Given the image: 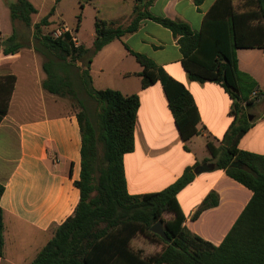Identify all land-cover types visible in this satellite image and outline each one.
I'll use <instances>...</instances> for the list:
<instances>
[{"label": "trees", "instance_id": "16d2710c", "mask_svg": "<svg viewBox=\"0 0 264 264\" xmlns=\"http://www.w3.org/2000/svg\"><path fill=\"white\" fill-rule=\"evenodd\" d=\"M152 1L136 0V15L128 25L97 17L90 49L76 45L70 33L60 38L44 34L43 28L52 25L50 18L55 7L33 24V15L38 11L29 0L8 3L13 33L6 39L0 38L3 53L14 55L31 47L21 42L17 22L33 27L32 47L45 58L43 88L50 94L74 100L82 137L81 175L75 182L80 192L79 204L73 215L55 229L54 237L31 264H264V156L239 148L257 119L249 120L255 108L254 100L264 99V91L249 74L240 70L238 58L239 50H264V0H218L206 14L198 33L186 22L152 15L148 11ZM193 1L199 6L204 0ZM235 1L241 2L239 6ZM146 19L162 25L178 38L182 66L191 81L215 83L225 90L232 100L233 122L219 146L208 141L211 159L187 167L180 178L162 191L131 195L124 156L135 150L140 98L125 96L115 89H95L90 72L100 51L113 41L137 32L140 22ZM81 23L82 14L77 17L75 31H79ZM126 48L143 68L137 74L142 88L162 84L182 140L187 142L198 136L201 118L186 86L152 59ZM16 82L15 75L0 77V124L8 114ZM80 90L96 104L95 110L81 100ZM245 92L256 93V97L245 98ZM209 163L253 193L219 246L186 228V215L178 201L179 193L196 179V171L205 172V164ZM4 193L5 186L0 184V202ZM218 204V194L211 192L192 219ZM165 214L171 218L165 220ZM159 221L163 222L171 243L151 231ZM4 230V211L0 205V258L4 256ZM138 235L162 242V251L143 256L131 245Z\"/></svg>", "mask_w": 264, "mask_h": 264}, {"label": "crops", "instance_id": "0c3cea01", "mask_svg": "<svg viewBox=\"0 0 264 264\" xmlns=\"http://www.w3.org/2000/svg\"><path fill=\"white\" fill-rule=\"evenodd\" d=\"M3 1L9 10L8 3L15 0ZM29 1L38 11L33 18H43L55 7L51 26H67L72 34L78 15L83 16L88 7L93 8L95 19L128 25L136 15L137 6L136 0H76L72 7L76 23L71 25L64 17L67 5L62 6L66 0ZM217 1L204 0L197 6L193 0H153L148 11L156 17L186 22L198 33ZM81 29L82 23L78 32L74 30L77 37ZM12 33V22L9 32H3L0 26V38L6 39ZM77 44L90 49L80 40ZM126 47L152 59L186 86L201 118L198 136L187 142L182 140L162 84L142 88L137 74L143 68ZM238 58L240 70L249 74L264 91V50H239ZM90 74L97 90L110 88L125 96L140 98L135 150L124 156L127 189L131 195L162 191L180 178L187 167L211 159L208 141L219 146L233 122L230 96L218 84L191 81L182 66L178 38L153 20L141 21L137 32L113 41L100 51L93 59ZM7 75H15L17 82L8 114L0 124V184L5 186L0 202L5 228L4 256L0 264H31L54 237L55 229L73 215L79 204L80 192L75 182L81 175L82 137L76 112L58 96L44 90L43 61L33 47L6 56L0 43V77ZM261 116L240 141L239 148L264 156V118ZM209 165L205 164L206 171L199 173L179 193L178 201L186 215V228L219 246L253 193L224 171L208 168ZM211 192L218 194L219 204L193 220L192 216Z\"/></svg>", "mask_w": 264, "mask_h": 264}, {"label": "rangeland", "instance_id": "374dc122", "mask_svg": "<svg viewBox=\"0 0 264 264\" xmlns=\"http://www.w3.org/2000/svg\"><path fill=\"white\" fill-rule=\"evenodd\" d=\"M6 1L11 2L13 0H6ZM76 3H77L76 0H66L64 1L63 6H62V7H65L67 5V7L64 9V17L66 21L71 25H74L76 23L74 10L72 9V7L76 5ZM240 3H241L240 1H235V5L237 4V6H239ZM41 19L42 18L40 17H34L33 24L40 22ZM53 20L56 21L57 18L54 17ZM94 22H95V15H94L93 8L88 7L86 11L84 12V15L82 16V29L78 37L76 33L74 32L75 29H73V34L77 38V43L80 40V42L85 43L88 47L92 48L93 36L95 33ZM0 26L3 32H9L11 30L10 12L5 7V2L3 0H0ZM57 28L58 26H55V25L50 26V27H44L43 28L44 34H49L53 36L54 31ZM17 32L21 36V42L23 44L30 45L31 47L34 45L33 27H26L21 22H17ZM38 55L44 63L45 58L39 53ZM78 93H79V97L81 98V100L87 103L88 107H90L92 110H95L96 104L90 100V98L85 94V92L80 90ZM250 95L251 94L248 92L244 93L245 98H250ZM58 99L64 102L67 105V107L70 108L72 111H75V112L78 111L74 100H72L71 98L58 97ZM254 101H256L255 108L252 109V111L250 112L252 121H254L256 118L264 114V99H258ZM170 218H171V215H168V214L164 215L165 220H168ZM131 245L134 250L141 251L143 256L145 257H150V256H153L161 252L164 246L162 242H153L145 238L142 235H138L132 241Z\"/></svg>", "mask_w": 264, "mask_h": 264}, {"label": "water", "instance_id": "95a60500", "mask_svg": "<svg viewBox=\"0 0 264 264\" xmlns=\"http://www.w3.org/2000/svg\"><path fill=\"white\" fill-rule=\"evenodd\" d=\"M249 120L252 121V117L249 116ZM210 169L214 168L213 164H210L209 166H207ZM197 174H199L200 172L196 171ZM151 231L157 235H159L165 242L167 243H171V239L168 237V235L166 234L164 225L162 221H159L157 224H155L152 228Z\"/></svg>", "mask_w": 264, "mask_h": 264}, {"label": "built area", "instance_id": "2783aa9c", "mask_svg": "<svg viewBox=\"0 0 264 264\" xmlns=\"http://www.w3.org/2000/svg\"><path fill=\"white\" fill-rule=\"evenodd\" d=\"M65 33H70L72 35L73 41L77 44V38L72 34V31L67 27V26H59L53 34L54 38H60L62 37ZM256 97V93L253 94L252 98Z\"/></svg>", "mask_w": 264, "mask_h": 264}]
</instances>
